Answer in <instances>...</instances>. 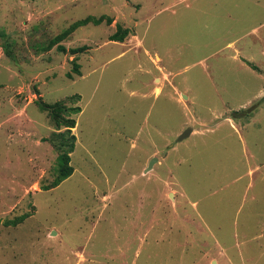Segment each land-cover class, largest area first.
<instances>
[{
  "label": "rangeland",
  "instance_id": "obj_1",
  "mask_svg": "<svg viewBox=\"0 0 264 264\" xmlns=\"http://www.w3.org/2000/svg\"><path fill=\"white\" fill-rule=\"evenodd\" d=\"M0 264H264V0H0Z\"/></svg>",
  "mask_w": 264,
  "mask_h": 264
},
{
  "label": "trees",
  "instance_id": "obj_2",
  "mask_svg": "<svg viewBox=\"0 0 264 264\" xmlns=\"http://www.w3.org/2000/svg\"><path fill=\"white\" fill-rule=\"evenodd\" d=\"M104 18H92V17H85L81 20L75 21L74 23H72L71 25H69V27L67 29H65L64 31H62L61 33H59L58 35L54 36L51 40H49V42L47 43V45L43 48L44 50L49 49L52 46H55V49L59 52H65V49L62 45H60L59 43L64 40L71 32H73L76 28L80 27V26H84L86 24H92V25H99L102 20ZM105 22L107 24L110 23L109 19H104ZM126 35V30H120L118 27H116L115 32L109 37V41L112 42H119L121 43L122 40L124 39V36ZM1 50L3 52V54L5 55V57H7L10 61H15L14 55L12 54V51L10 50V47L8 45L7 42H4L1 46ZM85 50L84 46L78 47V48H73V49H68L67 52L70 55H74L76 53H81ZM252 67V66H250ZM253 69H256L255 67H252ZM72 73L76 76H79V71L77 70V66L76 64H73L72 67ZM66 78H71L70 74H65ZM40 106V108L42 109V111H47L48 115L50 116H54V112L59 110L58 108V104H52L51 106L47 104H38ZM64 112H66V110H63ZM62 111V112H63ZM78 108H72L71 110H68V112L72 113V114H76L78 113ZM67 112V114H68ZM60 122H55L54 125L56 126V123H60V125L69 128H72L74 126V121L72 118H67V119H62L59 118ZM65 134H68V130L65 131ZM70 139H72V136H70ZM71 141V140H70ZM57 147L59 149H61V153L57 154L56 158H55V166L53 168V173H54V178L53 180L45 186H42L43 190H49L51 188L56 187L61 181H63L64 179H66L67 177H69L72 173V169L69 166V157H68V153L71 151L72 149V144L68 143V144H59L57 145ZM27 216L25 214H22L16 218H13L11 220H6L3 222L4 226H11L14 227L18 224H20Z\"/></svg>",
  "mask_w": 264,
  "mask_h": 264
},
{
  "label": "water",
  "instance_id": "obj_3",
  "mask_svg": "<svg viewBox=\"0 0 264 264\" xmlns=\"http://www.w3.org/2000/svg\"><path fill=\"white\" fill-rule=\"evenodd\" d=\"M190 133L189 129H186L185 131H183L177 138V140H181L183 138H185L186 136H188V134ZM154 161V159L152 158L149 162L147 167H150V165L152 164V162Z\"/></svg>",
  "mask_w": 264,
  "mask_h": 264
}]
</instances>
